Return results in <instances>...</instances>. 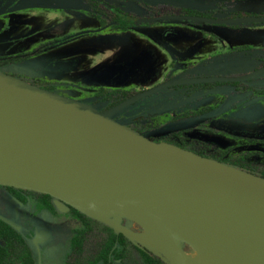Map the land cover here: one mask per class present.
I'll list each match as a JSON object with an SVG mask.
<instances>
[{"label": "rangeland", "instance_id": "1", "mask_svg": "<svg viewBox=\"0 0 264 264\" xmlns=\"http://www.w3.org/2000/svg\"><path fill=\"white\" fill-rule=\"evenodd\" d=\"M107 1L123 6L138 19L137 26L118 29L109 20L111 14L101 6L92 8L90 0H0V70L102 111L119 101L117 91L133 96L142 88L180 77L185 68L184 76L242 75L264 62V0ZM185 11L199 17H187ZM143 18L150 21L139 24ZM99 88L110 97L98 96ZM260 90L264 75L236 87L164 89L139 104L148 113L140 133L155 142L174 144L179 136L173 133L178 132L186 147L205 157L223 156L229 163L241 161L264 172ZM7 210L0 187V211ZM110 218L134 227L122 215ZM77 227L68 216L54 220L43 264H86L96 257L110 227L94 224L82 235L80 251L70 243ZM48 237L49 232L43 240ZM190 243L181 241V250L191 251ZM127 250L123 264H140L136 250L131 245ZM193 262L187 264H198Z\"/></svg>", "mask_w": 264, "mask_h": 264}, {"label": "water", "instance_id": "2", "mask_svg": "<svg viewBox=\"0 0 264 264\" xmlns=\"http://www.w3.org/2000/svg\"><path fill=\"white\" fill-rule=\"evenodd\" d=\"M263 71L170 78L100 111L0 70V112L39 140L10 147L0 135V185L50 195L60 211L68 205L125 235L124 226L110 215H124L127 207L144 210V223L161 238L163 254H158L169 264H185L180 251L187 227L183 207L207 205L238 231L246 264H264V177L155 142L113 118L165 87L239 82ZM171 221L182 225L179 233L173 232Z\"/></svg>", "mask_w": 264, "mask_h": 264}, {"label": "flooded vegetation", "instance_id": "3", "mask_svg": "<svg viewBox=\"0 0 264 264\" xmlns=\"http://www.w3.org/2000/svg\"><path fill=\"white\" fill-rule=\"evenodd\" d=\"M90 4L92 8L95 5L98 10H101L102 8L106 9V11H108L111 14V17L109 19L111 20V22H113L112 21L113 15L118 12V9L122 10L123 13H126L125 10L123 9L124 7L117 4L116 1L113 2V1H107V0H90ZM142 4H145V3L142 1ZM250 16H252V14ZM255 17H259L258 14ZM261 67H264V62H262L259 66L254 67L250 72H253L254 70L261 68ZM185 71H186V68L182 69V71L180 72L182 73L180 77L187 78V77H207V76H243V75L250 73V72H247L242 75H229L225 72L224 73L207 72V73H204L203 75L198 74L195 76H184V74L186 73ZM262 75H264V71L260 72L259 74L255 75L254 77L250 79H246V80L239 81V82H219L220 83L219 85L211 86L209 88H203L202 86H200V84H206V83L181 84V85L165 87L129 105L128 107L124 108V110H121L115 113L113 115V118L117 120L118 122L122 123L123 125H126L138 132L140 131L143 132L141 121L147 117L148 113L142 112L139 104L143 102V100L145 101L151 97H154L155 94H157L158 92L164 89L173 90V89H178V88H185L188 90L189 89L210 90L213 87H218L221 85H232L236 87L240 83H245V82L255 80ZM175 77L177 76H174L172 78H175ZM170 78H167V79H170ZM207 83H217V82H207ZM233 83H235L236 85H233ZM184 85H198V86L183 87ZM143 90H146V89L142 88L139 92ZM260 91L258 93H260ZM128 97L130 96L123 97L121 100H119L115 104L119 103L120 101ZM114 105H109L108 107L103 108L102 111H105ZM131 107L133 108L132 110L127 109ZM205 111H207V109L203 110V112ZM163 134H167V132H164ZM173 134L179 136L177 140L181 139L180 138L181 136L178 134V132L173 133ZM0 187L4 188L5 197L8 200V210L5 213L0 211V216L15 223V225L18 228H15L14 226L12 227L19 230V232L27 239V244L29 245L31 257L33 259L32 264H43L44 259H46V257L43 255V250L45 246L52 239L51 224L54 222L55 219L61 216H68L74 224L78 225V227L74 230V234L70 238V243L72 241L73 236L76 233L79 232L81 237H83L82 235L85 232L93 229L92 227L94 224L102 223L65 204L62 205V207L66 208V210L60 211L57 205L58 203L57 200L50 195L31 191V190H26V189H18L14 187H6V186H1V185ZM0 220L2 219L0 218ZM48 232H49V237L46 240H43L47 236ZM81 247H82V244H81ZM77 251H80V249H77ZM98 256H99V253L96 255V257ZM96 257L94 259H96ZM91 261H88L86 264H90ZM96 264H99V263L97 262Z\"/></svg>", "mask_w": 264, "mask_h": 264}, {"label": "bare ground", "instance_id": "4", "mask_svg": "<svg viewBox=\"0 0 264 264\" xmlns=\"http://www.w3.org/2000/svg\"><path fill=\"white\" fill-rule=\"evenodd\" d=\"M0 135L10 147L39 143L37 138L15 125L2 112ZM183 210L187 214V227L181 234L180 241H190L192 244L191 251L180 250L185 264L189 260L198 264H246L239 233L224 214L213 207L192 203H188ZM144 212L127 207L122 216L132 221L134 227L124 226L123 231L129 238L148 249L163 254L161 238L151 232L144 223ZM150 214L153 218L160 216L156 211H151ZM135 226L142 227V230L135 229ZM170 226L174 233H179L182 228L181 224L174 221L170 222Z\"/></svg>", "mask_w": 264, "mask_h": 264}, {"label": "trees", "instance_id": "5", "mask_svg": "<svg viewBox=\"0 0 264 264\" xmlns=\"http://www.w3.org/2000/svg\"><path fill=\"white\" fill-rule=\"evenodd\" d=\"M185 10V9H184ZM187 17H199L194 15H189L190 13L185 11ZM252 16H257V14H252ZM259 16V15H258ZM104 21V20H102ZM112 21L117 23L116 27L122 31L129 30L135 26H137L138 19L136 17L131 16L130 14L123 13L122 10L118 9V12L113 15ZM150 20L149 18H143L139 24L148 23ZM8 59V58H6ZM220 83H206L200 84L203 88H209L211 86L219 85ZM233 85H236L233 83ZM194 87L198 85H184L183 87ZM50 90V88H46ZM108 91L103 88H99L97 91L98 96H103L105 98H109ZM261 94L264 95V91H260ZM119 95V96H118ZM127 93L124 91H117L118 100H121L123 97H126ZM112 101V100H111ZM117 101H112V104ZM111 104V105H112ZM174 144L190 149L195 153L208 156L204 154L202 151H199L196 148H188L186 144L181 140L174 141ZM220 162L225 164H229L235 166L241 170L251 172L253 174H257L259 176L264 177V172H257L256 170L252 169L248 164H244L241 161L229 163L223 156H210ZM110 234L104 239L99 256L96 259H93L90 264H123L125 259L128 255L127 247L131 245L136 252L139 254L140 264H165V259L156 253L141 245L140 242L135 241L129 238L127 235L123 233H115L111 228ZM83 242V237L78 233H76L71 241V247L74 250L81 249V244ZM26 248L25 251H21V249ZM21 251V252H20ZM32 257L29 247L27 245L26 238L19 232V230L13 228L12 226L8 225L4 221L0 220V264H32ZM66 264H73V263H66Z\"/></svg>", "mask_w": 264, "mask_h": 264}]
</instances>
